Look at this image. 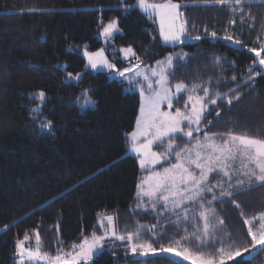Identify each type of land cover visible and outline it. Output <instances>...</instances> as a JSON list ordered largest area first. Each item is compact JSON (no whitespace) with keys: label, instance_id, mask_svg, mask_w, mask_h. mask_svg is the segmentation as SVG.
<instances>
[{"label":"trees","instance_id":"trees-1","mask_svg":"<svg viewBox=\"0 0 264 264\" xmlns=\"http://www.w3.org/2000/svg\"><path fill=\"white\" fill-rule=\"evenodd\" d=\"M174 1L190 5L181 9L188 20L187 33L202 39L165 44L158 20L133 6L137 0H0V264H13L16 242L25 233L31 236L39 231L44 249L55 252L71 248L93 232L101 234L98 221L104 215L116 218L120 233L125 228L134 230L137 223L157 225V236L163 237L159 244L167 245L183 235L170 217L136 208L142 172L138 158L127 150V133L135 127L140 95L109 72L86 68L84 47L91 51L106 47L119 67L126 64L120 51L125 47H132L142 64L154 65L173 54L171 84L204 85L210 95H233L230 89L239 85L241 99H233L230 106L222 98L216 106L209 104L205 117L212 123L202 120L201 126L209 133L234 129L264 137V73L258 64L253 65L254 53L248 51L258 49L264 40V0L245 5V13L255 19L245 16L243 22L227 6ZM123 4L132 7L125 11ZM232 19L235 25L229 23ZM113 20L121 31L105 42L100 33ZM205 29L209 34L215 31L217 38ZM225 35L242 43L225 40ZM249 67L262 74L245 87L243 80L252 74ZM66 72L80 74L81 79L66 82ZM85 90L96 101L94 107H80L77 98ZM40 91L45 93L43 103L34 98ZM198 95L203 96V91ZM186 99L182 93L174 109L182 108ZM48 120L52 129H42L41 123ZM234 199L240 208L228 199L214 207L224 221L223 230L243 247L250 239L244 219L264 211V187ZM144 239L156 244L151 233H144ZM241 260L264 264V251L227 264ZM93 263L189 264L169 254H126L122 243L105 247Z\"/></svg>","mask_w":264,"mask_h":264},{"label":"snow or ice","instance_id":"snow-or-ice-1","mask_svg":"<svg viewBox=\"0 0 264 264\" xmlns=\"http://www.w3.org/2000/svg\"><path fill=\"white\" fill-rule=\"evenodd\" d=\"M201 2L204 6H227L230 12L240 16L241 22L245 16L253 21L255 19L250 12L244 11L245 5L250 4L251 0ZM137 6L148 18L158 20L159 33L165 43L184 42L183 38L188 32V20L181 9L190 5H182L174 0H137ZM229 23L235 25L236 20L232 19ZM117 32L118 22L113 20L103 26L101 35L107 42ZM205 33L217 38L215 31L209 34L205 29ZM189 38L202 39L199 35ZM223 39L234 41L237 45L242 43L231 35H225ZM120 51L126 59L132 57L139 60L131 47ZM248 51L254 53L253 65L258 63L264 66V44L259 49L249 48ZM83 55L87 58L86 67L93 70L107 69L113 79L121 77L127 81L129 87L139 90V114L134 129L127 133V150L138 158L143 173L137 185L136 208L145 209L146 198L147 208L158 216L170 217L171 223L180 228L183 235L178 239H170L167 245L159 244V239L163 237L157 236V225L146 226L139 223L134 230L125 228L123 234H118L116 218L106 215L98 221L104 229L103 234L97 235L93 232L90 237L83 236L80 243L73 244L69 251L60 247L54 255L42 250L39 231L35 233L34 248L26 246L31 238L25 233L23 239L16 242L18 264H25L26 261L29 264H92L94 256L104 249L105 241L108 240L113 243L124 242L126 254L130 252L133 256L139 254L144 257L170 254L189 264H227L236 257H242L244 253L251 256L254 250L264 251V211L244 219L246 234L250 239L245 246L240 247L233 235L223 230L224 221L217 216L214 207L215 203L228 199L240 208L235 196L255 187H264V137L237 133L234 129L224 133H209L201 126L202 120L209 125L212 123L205 117L209 104L216 106L217 100L222 98L230 106L233 99H241L237 90L239 85L237 89H230L233 95L223 97L218 92L210 95L208 87L204 85L194 84L189 87L183 82L172 85L169 78L174 76L170 71L174 68V58L171 55L163 61H157L154 68H141L136 64L123 70L117 69L108 60L104 48L95 52L85 49ZM182 55L187 56V53ZM63 67L67 68V65ZM248 72L252 74L243 80L245 87L250 80L262 74L253 73L251 67ZM66 77V82L81 79L80 74L73 76L71 72H66ZM232 80L235 81L236 77L233 76ZM199 91H203L204 95H198ZM86 92L87 90L85 94ZM182 93L187 95L183 107L173 110V102L180 103ZM34 98L43 103L46 99L45 93L40 91L38 97ZM86 104L94 107L96 102L87 97L80 107L83 108ZM32 111L39 113L42 109L33 108ZM216 116L219 117L220 113L217 112ZM32 119L35 120L36 117L33 116ZM40 127L51 130L52 121L42 122ZM177 139L185 142L178 144ZM154 146L164 150L155 151ZM208 194H211V199H207ZM241 215H244L243 212ZM166 226L160 225V228ZM189 227L192 228L191 232ZM144 233H151L156 238V244L152 239L145 240ZM237 264H243V261H238Z\"/></svg>","mask_w":264,"mask_h":264},{"label":"rangeland","instance_id":"rangeland-1","mask_svg":"<svg viewBox=\"0 0 264 264\" xmlns=\"http://www.w3.org/2000/svg\"><path fill=\"white\" fill-rule=\"evenodd\" d=\"M150 2H155V1H152V0H150ZM174 2H177V1H174ZM177 3H179V2H177ZM123 7H124V10L125 11H128L131 7H132V5H128V4H123L122 5ZM133 6H137V2L133 5ZM117 21V20H116ZM110 23V22H109ZM118 28H119V32L121 31V29H120V27H119V25H118ZM102 32V31H101ZM118 33V32H117ZM117 33H114L113 34V36H115ZM112 36V37H113ZM100 37H101V39L102 40H104L105 41V39H104V37L101 35V33H100ZM111 37V38H112ZM189 37H192V36H190L188 33L186 34V36L183 38V40H184V42H187V41H193V40H196V39H192V38H189ZM110 38V39H111ZM163 39V38H162ZM164 42V41H163ZM183 42V43H184ZM234 44H236L234 41H232ZM165 43V42H164ZM165 44H169V45H178V44H182V43H165ZM262 44H264V40H263V42H262ZM261 44V45H262ZM104 48V50H105V55L108 57V60L111 62V63H114L115 65H116V68L117 69H119V70H123L124 68H126V67H130V66H133V65H136V64H139L140 65V67L141 68H145L146 66H148V67H156V63L154 64V65H149V64H142V63H140L138 60H136L135 58H132V57H129V58H125L124 57V54H123V52H122V58H123V60L126 62V64L125 65H123L122 67H119L118 66V64L116 63V61H114V60H112L109 56H108V53H107V49H106V47H103ZM125 48H128V47H125ZM132 48V47H131ZM260 48V47H259ZM258 48V49H259ZM87 50V51H89V52H95V51H91V50H89L87 47H84V48H82V54H83V52H84V50ZM122 49H124V48H122ZM133 49V48H132ZM134 50V49H133ZM135 51V50H134ZM136 53V52H135ZM262 55H264V53H262ZM171 56L174 58L173 59V63H174V60H175V56L173 55V54H171ZM85 57V56H84ZM85 59H86V65H87V58L85 57ZM163 60H165V58L164 59H162V60H160V61H163ZM258 64V63H257ZM259 65V64H258ZM260 67H261V69H264V66H261V65H259ZM86 68H89V69H91L90 67H86ZM92 71H94V72H97V71H104V72H108V70L107 69H103V68H100V69H95V70H93V69H91ZM262 71V70H261ZM263 73H264V71H262ZM111 75V74H110ZM128 75H131V73H129ZM111 77H112V75H111ZM117 79H119V80H122V81H124L125 83H126V86H127V90H136V91H138L139 92V90L138 89H136V88H134V87H129V85L127 84V81L126 80H124L123 78H121V77H116ZM172 85H174V84H172ZM87 97H90L89 96V94H88V92H86V94H84L83 96H81V98H80V100H77L78 101V103L79 104H81L82 102H84L86 99H87ZM92 100H94V99H92ZM95 101V100H94ZM96 102V101H95ZM96 105V104H95ZM173 105H174V102H173ZM88 107H92V105L91 104H86L82 109H86V108H88ZM173 110H174V107H173ZM177 143V142H176ZM154 150L155 151H163L164 149H162V148H158V147H156V146H154ZM129 153L130 154H132V155H134L133 153H131L130 151H129ZM135 156V155H134ZM157 167H159V166H157ZM141 172H142V170H141ZM142 175H143V173H142ZM142 177V176H141ZM217 194H218V190H217ZM207 199H211V194H208L207 195ZM144 204H145V206H146V210H151L150 208H147V205H148V201H147V199L145 198V200H144ZM104 216H106V215H104ZM113 216V215H112ZM164 217H168L167 215H164ZM115 227H116V225H115ZM103 231H104V229L102 228V233L101 234H103ZM116 231H117V233L118 234H123V233H120L118 230H117V228H116ZM97 235H100V234H97ZM91 236V235H90ZM89 236V237H90ZM30 240L26 243V246L27 247H35V234H33V235H31L30 236ZM118 243H122L124 246H125V244H124V242H120V241H115V243H113L111 240H108V241H105V247H107V246H116V244H118ZM78 244V243H77ZM41 247H42V250H45L44 249V247H43V244H42V242H41ZM104 247V248H105ZM71 248H68V249H63L64 251H69ZM46 251V250H45ZM260 250H254L253 252H252V255L251 256H253V255H255L257 252H259ZM47 252H49V251H47ZM102 252V250L99 252V254ZM50 254H55L56 253V251L55 252H49ZM98 255V254H97ZM97 255H95L94 256V258L97 256ZM170 255V254H169ZM243 255H245V256H249L247 253H244ZM137 256H140L139 254H137ZM172 256V255H171ZM140 257H144V256H140ZM174 257V256H173ZM93 258V259H94ZM175 258H177V259H179V260H182V258H178V257H175ZM18 260H19V258H18V256L16 255L15 256V258H14V260H13V264H18ZM185 262H187V261H185ZM189 263V262H188ZM25 264H29V262H25ZM92 264H94L93 263V261H92Z\"/></svg>","mask_w":264,"mask_h":264}]
</instances>
